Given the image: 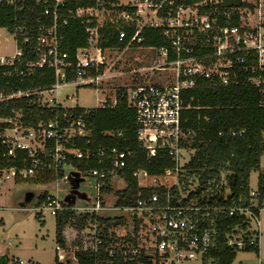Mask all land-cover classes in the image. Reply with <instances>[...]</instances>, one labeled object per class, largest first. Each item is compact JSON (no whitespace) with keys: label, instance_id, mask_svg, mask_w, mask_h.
Returning <instances> with one entry per match:
<instances>
[{"label":"built area","instance_id":"obj_1","mask_svg":"<svg viewBox=\"0 0 264 264\" xmlns=\"http://www.w3.org/2000/svg\"><path fill=\"white\" fill-rule=\"evenodd\" d=\"M84 1L0 0V18L8 17L7 9L22 14L19 18L15 15L12 25L0 26L12 35L10 38L0 33V44L3 40L15 43L12 55L0 57V66L9 67L4 75L15 74L23 80L42 68L52 70L55 77L52 86L29 90L10 88L8 78L0 84V105L7 108L11 100L22 102L32 97L29 104L41 108L40 116L54 107L63 108L54 119L34 123L26 122V117L33 114L24 107H13L8 115L0 116V121L7 124L0 132L8 147L4 155L13 161L6 164L0 158V185L11 179H34L41 171L51 172L59 182L65 167L72 165L71 157L89 159L95 154L89 148L74 145L76 139L89 140L92 129L86 117L92 108L84 107L82 113H77L70 110L76 106L66 107L57 97L48 95L67 85L99 88L106 76V51L117 49L103 47L109 36L115 35L120 42L129 37L124 48L128 49L143 42L144 29L158 28L169 40L167 45L149 47L157 50L154 69L162 73L161 80L128 88L127 98L136 110L138 139L148 156L166 149L175 160V165L162 175L138 169L135 175L139 185L165 191L141 194L130 206H106L103 196L110 193L107 187L113 188L120 177L118 170L127 166L131 152L117 147L107 152L99 147L100 166L87 172L94 180L95 205H69L62 203L58 194H49L47 200L38 202L32 209L41 216L50 213L64 224L71 216L100 215L102 210L127 212L132 226L130 235L125 239L117 237L107 250L111 255L119 253L130 260L145 255L152 264H181L198 257L206 261L205 257L218 252L223 242L238 252L251 245L260 247L263 227L259 215L264 200L259 201L257 188L251 190L253 199L248 206L200 203L183 190L175 197L172 188L179 184L178 175L185 164L181 162L183 152L192 149L185 145L195 134L182 125V112L190 107L185 104V91L205 79L223 86L239 84L245 75L262 92L264 105V0H94V5H86ZM72 19L85 26L88 36L87 44L76 49L73 60L71 47L64 43V28ZM66 98L77 99L76 94H68ZM117 103L115 94L99 107H114ZM20 151L25 155L19 159ZM170 175H176L175 183L168 185L160 181V176ZM141 177L148 178L147 181L153 178L154 182L141 183ZM236 214L242 216L243 222L224 230L223 221ZM88 221L95 228L92 244L81 248L98 251L103 244L97 234L100 224L91 217ZM57 244L60 261L79 264L76 251L74 262L70 261L65 247ZM17 264L25 262L18 260ZM230 264L239 263L235 259ZM259 264H264V258L259 257Z\"/></svg>","mask_w":264,"mask_h":264},{"label":"trees","instance_id":"obj_2","mask_svg":"<svg viewBox=\"0 0 264 264\" xmlns=\"http://www.w3.org/2000/svg\"><path fill=\"white\" fill-rule=\"evenodd\" d=\"M84 4L94 5L95 1L85 0ZM6 12H8V17L0 18V26H10L15 15L18 18L22 15L16 14L13 9H7ZM64 33V43L71 47V59L73 60L76 49L87 44L88 36L85 26L72 19L64 28ZM142 36L143 42L136 43L133 47H161L169 42L158 28H146ZM128 41L129 37L124 42H120L115 35H111L102 45L105 48L114 47L121 50L125 48ZM8 69V66H0V84H4L9 78L10 88L15 90L48 88L55 82L53 71L50 69L44 71L38 68L33 75L23 80L15 74L5 76ZM72 78L73 76H70V79ZM116 95L118 98L116 106L92 108L87 114L86 119L92 129L89 140L76 139L74 141L75 146L89 148L95 154L89 159L71 157L69 162L82 174L87 175L88 171L100 166V157L97 153L99 147H103L107 152L113 147L131 152L127 166L118 170L120 177L124 178L127 183V189L121 194L118 204L130 206L137 202L141 194L165 191L164 188L140 187L135 172L142 168L151 175H162L167 168L175 165V160L166 149H160L156 156H148L138 139L136 110L128 102L127 89L120 87ZM31 98L26 97L22 102L11 100L7 108L0 105V116L8 115L13 107H24L27 113L33 114V117H26V122L34 123L41 119L44 121L54 119L57 113L63 111L61 107H54L40 116L41 108L37 104L30 105ZM184 99L185 104H190V107L182 112V125L184 129H190L195 133L190 143L185 146L191 147L194 153L179 172V184L172 188L175 197L179 196L183 190L200 203L219 206H248L253 199L250 186L251 174L253 171H260L257 190L260 192L259 201L264 200V169L261 168V158L264 155V105L260 89L249 83L245 75L241 77L239 84L228 86L213 84L205 79L200 80L196 87L185 91ZM70 110L82 113L84 107L76 106ZM6 126L7 124L0 121V132ZM119 132L122 134L119 135ZM7 151L8 147L0 137V158L4 159L6 164H11L13 161L9 160L10 157L4 155ZM18 155L20 159L25 153L20 151ZM17 164L21 165L20 162ZM51 178V172L41 171L35 177V181L47 183ZM107 189L111 192L112 187H107ZM48 195L46 191L42 193L39 203L47 200ZM90 217L93 222L100 224L97 234L103 239V244L98 251L90 248L76 250L79 264H152L151 259L145 255L130 260L125 259L119 253L111 255L107 250L113 241H117L115 230L109 231L110 228L125 225L127 217L108 219L97 214H86L79 217L78 226L84 228L89 225ZM241 221L243 222L242 216L237 214L226 218L223 221L224 230H230ZM64 227L65 224L57 220L56 238L62 247H66ZM244 251L259 253L260 247L251 245L247 246ZM237 255V249L223 242L218 252H211L205 257L204 264H207L210 259L213 264H230ZM6 256L11 260L9 255ZM55 264L67 263L60 261L56 255Z\"/></svg>","mask_w":264,"mask_h":264},{"label":"rangeland","instance_id":"obj_3","mask_svg":"<svg viewBox=\"0 0 264 264\" xmlns=\"http://www.w3.org/2000/svg\"><path fill=\"white\" fill-rule=\"evenodd\" d=\"M2 35L10 38L12 35L5 29H0ZM15 51V43L2 41L0 44V57L12 55ZM107 62L105 65L106 76L102 79L100 87L67 85L60 88L57 92L49 93L50 98L57 97L58 101L66 107H99L106 98L114 97L120 87L126 89L134 87L139 83H154L161 80L162 73L154 69L157 65V50L150 48L130 47L128 49H109L106 51ZM167 74V73H166ZM70 94H76V100H70L65 97ZM194 150L188 149L183 152L182 163L190 160ZM261 168L264 169V155L261 158ZM75 169V168H74ZM260 171H253L250 178V186L256 189L258 186ZM65 174V173H64ZM85 181L76 185L78 190L88 195L93 193L94 180L87 175H82ZM64 175H61V179ZM60 179V181H61ZM141 177V183L152 184L153 178ZM31 180H7L0 185V257L7 254L11 258L12 264H17L18 260H23L25 264H55L57 255L56 246V228L57 220L55 216L47 213L41 216L32 208L38 206L40 194L46 189L56 187L58 192V183L52 177L47 183H39ZM177 180L176 175L160 176V181L171 185ZM147 181V182H145ZM120 184V183H119ZM68 185L63 188L62 196L69 191ZM114 192L113 200L120 199L124 190L112 188ZM29 193H33L32 199H29ZM49 193V192H47ZM111 194V193H110ZM38 195V196H37ZM119 214V211L112 212ZM260 220L263 233L260 237V252H249L240 250L236 257L239 264H259V257L264 258V207L260 211ZM79 215L71 216L64 227V235L67 246L65 247L67 257L73 261V253L84 245L92 244V236L95 228L79 227ZM126 225L111 227L109 231L115 230L116 237L125 239L130 235L132 226L127 218ZM90 226V227H89ZM253 226L256 222L253 221ZM202 257L185 261L181 264H204ZM207 264H213L212 260Z\"/></svg>","mask_w":264,"mask_h":264},{"label":"water","instance_id":"obj_4","mask_svg":"<svg viewBox=\"0 0 264 264\" xmlns=\"http://www.w3.org/2000/svg\"><path fill=\"white\" fill-rule=\"evenodd\" d=\"M82 172L78 171L77 169H74V166L67 165L65 167V174L64 177L61 179V181L58 183V192H56V187L52 189H46V192H49V194L54 195L58 194V198L62 203L69 204V205H77V206H93L96 203V193L93 191L92 194L88 195L86 193H82L78 190V187L76 185L82 183L85 181V178L82 176ZM120 183V184H119ZM70 187L69 190L65 196H62V192L65 191L63 188ZM117 190H126L127 189V183L124 178L118 177L116 180L114 186ZM111 193V194H110ZM107 193L103 196L104 202L106 206L108 207H114L118 204L119 198L113 200L114 192ZM41 195V194H40ZM33 193H29V199H32ZM38 196V195H37ZM117 210H102L100 212V216L102 218H117V217H127L130 218V214L127 212L119 211V214H112V212H116Z\"/></svg>","mask_w":264,"mask_h":264},{"label":"flooded vegetation","instance_id":"obj_5","mask_svg":"<svg viewBox=\"0 0 264 264\" xmlns=\"http://www.w3.org/2000/svg\"><path fill=\"white\" fill-rule=\"evenodd\" d=\"M0 264H12V262L6 255H3L0 257Z\"/></svg>","mask_w":264,"mask_h":264},{"label":"crops","instance_id":"obj_6","mask_svg":"<svg viewBox=\"0 0 264 264\" xmlns=\"http://www.w3.org/2000/svg\"><path fill=\"white\" fill-rule=\"evenodd\" d=\"M65 239H66V238H65ZM66 247H68V246H67V242H66ZM3 255H7V254H3Z\"/></svg>","mask_w":264,"mask_h":264}]
</instances>
